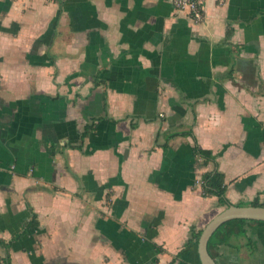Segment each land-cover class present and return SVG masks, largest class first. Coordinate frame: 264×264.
I'll use <instances>...</instances> for the list:
<instances>
[{
	"label": "crops",
	"instance_id": "0c3cea01",
	"mask_svg": "<svg viewBox=\"0 0 264 264\" xmlns=\"http://www.w3.org/2000/svg\"><path fill=\"white\" fill-rule=\"evenodd\" d=\"M214 168L264 203V0H0V238L38 222L11 264H199ZM246 236L216 263L264 264Z\"/></svg>",
	"mask_w": 264,
	"mask_h": 264
},
{
	"label": "trees",
	"instance_id": "16d2710c",
	"mask_svg": "<svg viewBox=\"0 0 264 264\" xmlns=\"http://www.w3.org/2000/svg\"><path fill=\"white\" fill-rule=\"evenodd\" d=\"M185 135V134H183ZM194 153L202 158L205 163L213 162L214 157L210 151L201 150L197 147L194 148ZM226 185L224 183L223 175L214 168L213 171L204 176L201 183V195L203 198L215 197L218 200L219 207H226L230 203L227 200ZM242 205V204H241ZM249 205L253 207H264V203H260L258 199L253 200ZM264 227V222H255V221H245V220H232L224 223L220 226L211 238L208 241L207 251L210 257L213 260H217L219 257V248L222 246H229L230 241L233 237L246 235L250 227ZM38 227V222L35 215H32L31 218L24 222L22 229L19 233L15 234L10 238L9 241H4L0 238V248L5 252L4 256H0V264H11V259L9 255V249L12 243L22 239L29 231ZM201 232L192 236L190 241L185 245L181 250L179 255L187 254L192 246L193 242H196Z\"/></svg>",
	"mask_w": 264,
	"mask_h": 264
},
{
	"label": "water",
	"instance_id": "95a60500",
	"mask_svg": "<svg viewBox=\"0 0 264 264\" xmlns=\"http://www.w3.org/2000/svg\"><path fill=\"white\" fill-rule=\"evenodd\" d=\"M232 220L264 222V207L235 206L232 204L226 206L205 226L197 239L196 253L199 264H217L207 251L208 241L220 226Z\"/></svg>",
	"mask_w": 264,
	"mask_h": 264
},
{
	"label": "built area",
	"instance_id": "2783aa9c",
	"mask_svg": "<svg viewBox=\"0 0 264 264\" xmlns=\"http://www.w3.org/2000/svg\"><path fill=\"white\" fill-rule=\"evenodd\" d=\"M171 3L174 10L185 13L192 21H202L205 0H171Z\"/></svg>",
	"mask_w": 264,
	"mask_h": 264
},
{
	"label": "rangeland",
	"instance_id": "374dc122",
	"mask_svg": "<svg viewBox=\"0 0 264 264\" xmlns=\"http://www.w3.org/2000/svg\"><path fill=\"white\" fill-rule=\"evenodd\" d=\"M240 204H242V205H249L250 203L245 202V201H242V202H240ZM223 209L224 208L219 209L218 212H216V213H220ZM233 242H235V244L237 245V247L239 245H240V247H242L243 245H246L247 244L248 237L246 235L236 236V237H233Z\"/></svg>",
	"mask_w": 264,
	"mask_h": 264
}]
</instances>
